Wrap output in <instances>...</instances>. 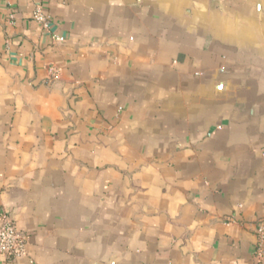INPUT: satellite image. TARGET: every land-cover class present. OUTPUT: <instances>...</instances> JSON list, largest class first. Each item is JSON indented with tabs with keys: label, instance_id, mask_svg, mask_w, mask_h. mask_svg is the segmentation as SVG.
I'll use <instances>...</instances> for the list:
<instances>
[{
	"label": "crops",
	"instance_id": "1",
	"mask_svg": "<svg viewBox=\"0 0 264 264\" xmlns=\"http://www.w3.org/2000/svg\"><path fill=\"white\" fill-rule=\"evenodd\" d=\"M3 213L0 264H258L264 0H0Z\"/></svg>",
	"mask_w": 264,
	"mask_h": 264
},
{
	"label": "built area",
	"instance_id": "2",
	"mask_svg": "<svg viewBox=\"0 0 264 264\" xmlns=\"http://www.w3.org/2000/svg\"><path fill=\"white\" fill-rule=\"evenodd\" d=\"M35 18L47 27L42 10L38 9ZM11 21L15 20V13L9 15ZM60 41H64L61 39ZM258 238L257 258L258 264H264V225H260L256 231ZM28 236L20 231L8 213L0 215V261L2 263L15 260L26 255Z\"/></svg>",
	"mask_w": 264,
	"mask_h": 264
}]
</instances>
